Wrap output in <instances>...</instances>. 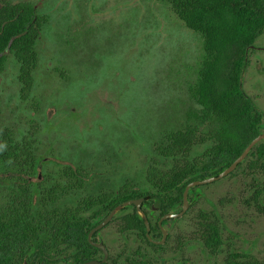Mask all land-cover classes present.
<instances>
[{
	"label": "trees",
	"instance_id": "1",
	"mask_svg": "<svg viewBox=\"0 0 264 264\" xmlns=\"http://www.w3.org/2000/svg\"><path fill=\"white\" fill-rule=\"evenodd\" d=\"M73 1L76 5L57 8L58 35L53 38L51 6L0 0V264L100 260L103 252L89 242L90 231L131 199L145 198L150 235L159 240L161 217L182 209L187 185L218 175L264 132V113L243 89L249 52L264 35V0H162L203 40L197 78L189 87L192 105L183 120L160 132L137 177L116 182L113 189L106 188L102 172L82 160L80 152L71 158L60 151L54 155L53 131H45L53 120L47 110L55 105L48 82L55 81L53 72L60 69L52 68L55 61L46 35L66 47L74 35L84 34L88 2ZM240 168L253 178L259 200L264 196V141ZM114 223L125 247L104 264H170L162 254L166 244L150 241L134 205L105 228ZM197 225L204 246L218 251L223 239L213 213L200 210ZM131 238L138 241L137 248L130 246ZM226 264L264 263L231 256Z\"/></svg>",
	"mask_w": 264,
	"mask_h": 264
},
{
	"label": "rangeland",
	"instance_id": "2",
	"mask_svg": "<svg viewBox=\"0 0 264 264\" xmlns=\"http://www.w3.org/2000/svg\"><path fill=\"white\" fill-rule=\"evenodd\" d=\"M29 1L52 7L55 28L57 8L76 5L72 0ZM87 2L96 8L85 7L84 34L74 35L71 45L58 46L54 35H46L54 49L52 68L64 66L70 76L65 82L53 72L55 81L48 82L55 105L47 110L53 120L45 131H53L54 155L60 151L71 158L80 152L113 189L116 182L137 177L160 132L183 120L192 105L189 87L197 78L203 40L162 0ZM243 89L264 113V35L249 52ZM235 173L196 187L188 213L165 224L170 238L162 254L170 264H226L231 256L264 263V196L255 197L253 178L242 168ZM200 210L218 221L223 239L218 251L200 240ZM97 239L114 258L125 247L115 223ZM129 244L139 246L135 238Z\"/></svg>",
	"mask_w": 264,
	"mask_h": 264
},
{
	"label": "water",
	"instance_id": "3",
	"mask_svg": "<svg viewBox=\"0 0 264 264\" xmlns=\"http://www.w3.org/2000/svg\"><path fill=\"white\" fill-rule=\"evenodd\" d=\"M2 55H3V53L0 54V56H2ZM262 141H264V132H262L258 137H256L249 144V146L245 149V151L229 167L225 168L218 175H215L212 177H207L204 179H198V180H194V181L190 182L187 185L185 192H184L182 209L179 212H169V213H167L161 217V219L159 221V225H160L161 231H162V238L159 240H154L151 238V235H150L151 234V223H150L148 215L143 210V203L145 201V198L131 199V200L125 201V202L121 203L120 205H118L117 207H115L103 221H101L98 225H96L90 231V233L88 235L89 242L94 247L100 249L103 252V258L100 260L88 261V262H85L83 264H104V263L108 262V260L110 258V250H109L107 244L103 241V239H100L98 241H94L93 240L94 235L97 232L104 229L109 223H111L114 220L115 216L120 211H122L124 208H126L130 205H134L137 208L139 216L144 220V223H145L146 229H147V237L150 239V241H152L156 245H164L168 240V231H167L165 225H163V223L165 221H168V220L181 218L189 211V209L191 207V203H190V199H189L190 191L193 188L200 187L202 185H206V184H210V183L219 181V180L227 177L231 173L235 172L237 170L238 166L245 162V160L247 159L249 154L252 152V150Z\"/></svg>",
	"mask_w": 264,
	"mask_h": 264
},
{
	"label": "flooded vegetation",
	"instance_id": "4",
	"mask_svg": "<svg viewBox=\"0 0 264 264\" xmlns=\"http://www.w3.org/2000/svg\"><path fill=\"white\" fill-rule=\"evenodd\" d=\"M50 1H51V0H50ZM42 32H43V31L41 30V33H42ZM56 32H57V28H55V32H54V31L52 32V35H55ZM56 38H57V37H56ZM56 38H55V39H56ZM50 51H51V53H53L54 49H50ZM55 51H56V49H55ZM50 64L53 65V63H50ZM55 67H56V66H55ZM63 67H64V66H63ZM63 67L60 68V67L57 66V68L60 69L59 76H60V79H64V80H62V81L67 82V81H68V78H69V76H70V72H68L69 69L67 70V69H65V68H63ZM63 71L65 72V75H64V76L61 75V72H63ZM40 167H41V166H40ZM218 174H219V173H218ZM40 175H41V174H39V177H38V178H39V179H42V176H40ZM223 179H224V178H223ZM219 181H220V180H219ZM202 186H203V185H202ZM193 191H194V190H193ZM192 195H195L194 192L191 194V196H192ZM190 198H191V197H190ZM190 198H189V199H190ZM190 208H191V207H190Z\"/></svg>",
	"mask_w": 264,
	"mask_h": 264
}]
</instances>
